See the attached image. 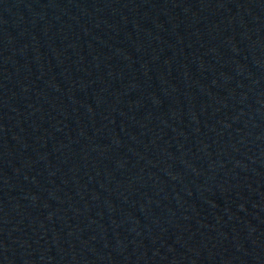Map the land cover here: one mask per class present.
<instances>
[{
    "label": "water",
    "instance_id": "95a60500",
    "mask_svg": "<svg viewBox=\"0 0 264 264\" xmlns=\"http://www.w3.org/2000/svg\"><path fill=\"white\" fill-rule=\"evenodd\" d=\"M0 264H264V0H0Z\"/></svg>",
    "mask_w": 264,
    "mask_h": 264
}]
</instances>
